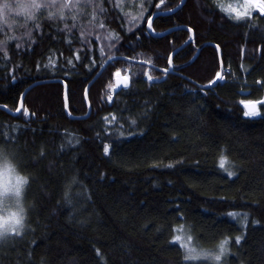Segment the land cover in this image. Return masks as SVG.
<instances>
[{
  "label": "trees",
  "instance_id": "obj_1",
  "mask_svg": "<svg viewBox=\"0 0 264 264\" xmlns=\"http://www.w3.org/2000/svg\"><path fill=\"white\" fill-rule=\"evenodd\" d=\"M123 1L36 0L31 22L0 20V106L15 111L25 92L19 115L0 110V146L29 176L25 226L0 238V264H210L186 259L177 227L198 251L227 239L221 264H264V102L256 116L241 106L264 90V14L230 18L220 0H186L152 23L194 34L172 59L176 74L113 62L89 87V116L72 120L61 82L70 114L83 117L84 90L108 59L167 69L190 37L146 31L181 0H130L137 13ZM139 13L131 30L126 16ZM216 47L229 74L202 89L219 72ZM125 70L128 87L115 93Z\"/></svg>",
  "mask_w": 264,
  "mask_h": 264
},
{
  "label": "clouds",
  "instance_id": "obj_2",
  "mask_svg": "<svg viewBox=\"0 0 264 264\" xmlns=\"http://www.w3.org/2000/svg\"><path fill=\"white\" fill-rule=\"evenodd\" d=\"M6 14L0 17L5 23L7 15L16 13L17 15L29 14L28 18H33V13L41 5L36 0H8ZM29 185V176L21 171L20 162L14 150L0 146V238L13 232L19 234L27 218V208L25 206V192ZM228 253L226 245L221 249V243L212 250H203L199 256H194L193 260H206L210 264H221V261ZM219 257V259H217Z\"/></svg>",
  "mask_w": 264,
  "mask_h": 264
},
{
  "label": "water",
  "instance_id": "obj_3",
  "mask_svg": "<svg viewBox=\"0 0 264 264\" xmlns=\"http://www.w3.org/2000/svg\"><path fill=\"white\" fill-rule=\"evenodd\" d=\"M186 0H181L180 3L172 10H169V11H158V12H154L149 20L147 21V24H146V31L147 33L154 37V38H161V37H164L166 35H169L170 33L172 32H175V31H178V30H186L189 32L190 34V37L189 39L184 43L182 44L179 48H177L175 51H173L169 57V61H168V68L167 69H159V68H156V67H153L152 65L146 63V62H142V61H133L131 59H128V58H121V57H111L110 59H108L106 62H104V64L101 66V68L98 70V72L96 73V75L93 77V79L87 84L85 90H84V93H83V98H84V102H85V105L87 107V113L85 116L83 117H74L70 114L69 110H68V105H67V88H66V85L64 82H61L62 85H63V102H64V105H65V113L66 115L70 118V119H75V120H80V119H85L86 117L89 116L90 114V106H89V102H88V91H89V87L92 85V83L97 79L99 78V76L102 74V72L106 69V67L110 64H112L113 62H116V61H119V60H122V61H126V62H130V63H133V64H138V65H142V66H147L149 67L150 69H154L156 70L157 72H160L161 74H176V72L174 71L173 69V66H172V59L174 57V55L179 52L180 50H182L185 46H187L194 38V34L193 32L188 29L187 27H176V28H172V29H169L167 31H164V32H161V33H156L152 30V23L153 21L158 18V17H163V16H168V15H171L173 13H175L177 10H179L183 4L185 3ZM150 25V26H149ZM217 50H218V60H219V74L220 76L222 77V71H223V65H222V59H221V52L219 50L218 47H216ZM196 57V56H195ZM194 59V58H193ZM125 77L120 73L119 76H117L115 74L114 76V92L117 93L118 91L122 90V89H126L128 87V81H127V87H124V82H125ZM221 79H218L217 76L215 77V79L213 81H215V83H213V81L206 85V86H201L202 89H211L213 87H215L219 82H220ZM117 81H119V83H117ZM50 82H57V80H52V81H42V82H39L37 84H33V86L35 85H38V84H42V83H50ZM191 82V81H190ZM27 92V91H26ZM24 96H25V92L24 94L21 96L20 100H19V104H18V107L17 109H19V111H17V109L15 111H12L10 110L9 108L7 107H4V106H0V110L4 111V112H7L8 114H10V116L12 117H15L17 115H19L22 110H23V99H24ZM245 104H248L249 107H245ZM252 104H255L256 105V108H255V111L256 112H259V109H258V103L257 102H244L242 103V108L246 111H249L250 108H251V105Z\"/></svg>",
  "mask_w": 264,
  "mask_h": 264
},
{
  "label": "rangeland",
  "instance_id": "obj_4",
  "mask_svg": "<svg viewBox=\"0 0 264 264\" xmlns=\"http://www.w3.org/2000/svg\"><path fill=\"white\" fill-rule=\"evenodd\" d=\"M119 1L120 0H118V3H119ZM247 2L250 5L249 8H248V11L250 12V15H248V16H251L254 12H259V13L264 14V12H262L260 10V8L256 7V5H264V0H247ZM245 3H246V0H220L219 2H217L216 7L218 8L219 11H221V8H228L229 6H231L233 8H239L240 11H243L244 9L241 8L240 6L245 4ZM120 7L127 8L129 13H132L131 10H133V12H134V9H136L135 7H137L136 13L138 12V10H140V5H136V4L132 3L130 0H124L123 4H121ZM140 13L144 14L142 11ZM140 13L137 15L138 18H139V22H138L137 18L133 19V17H131L132 15L126 16L127 19L125 21H126V23H129V24L132 25L131 30L134 29L135 27H138V25L141 24L140 20L142 19V14H140ZM229 14L230 13H228L227 15H229ZM231 14H234V13H231ZM47 16L50 17V18H54L55 17V18H59V19L63 20L62 18H60L56 14H51V15L47 14ZM24 18L27 19L28 22H31V19L28 18V15H25ZM134 24H136V25L134 26ZM91 32L93 34L99 33V29L96 26H94V24H93V26H91ZM124 72H125L124 75H125L126 79L129 81V70H125ZM256 83L260 84L261 81H257ZM238 93H240V92H238ZM8 115H10V114H8ZM13 233H15V232H13ZM13 233H11V234H13ZM7 235H9V234H7ZM7 235H5L3 238H5ZM177 235H180L182 237V239L180 241H177V240L174 239ZM188 237H189V235H188V233L186 231L185 232L184 231H180V232L177 231L175 233L173 241L180 246V248L182 249L183 254H184L185 257L189 256L190 254L193 255V256H199L202 251H198L199 249L197 250L194 247V244L192 243V238L188 239ZM184 244H187V248L184 247ZM192 248H194L195 251L192 252V253H189L188 249H192ZM187 260L198 261V260H193V259H187ZM200 260H202V259H200Z\"/></svg>",
  "mask_w": 264,
  "mask_h": 264
},
{
  "label": "snow or ice",
  "instance_id": "obj_5",
  "mask_svg": "<svg viewBox=\"0 0 264 264\" xmlns=\"http://www.w3.org/2000/svg\"><path fill=\"white\" fill-rule=\"evenodd\" d=\"M249 6L250 5H249V3L246 0V3L240 6L241 8L244 9L243 11H240L239 8H233L231 6H229L228 8H222V10L225 11V12H228L230 14L234 13L235 14V18L239 19V18H241V17H243L245 15H250V12L248 11ZM8 7H9L8 0H2V2H0V17H2L3 15L6 14V9H8ZM256 7L260 8V10L262 12H264V5H256ZM25 15H29V14L26 13ZM133 19H135V18H133ZM70 63H71V61H70ZM116 75L119 76L120 73L117 72ZM217 78L218 79H222V77L220 76L219 73H217ZM149 79H151V77H149ZM117 83H119V81H117ZM213 83H215V81H213ZM124 87H127L126 79H125V82H124ZM108 99L111 100L112 97L109 96ZM262 102H264V101H262ZM245 107H249V105L245 104ZM255 108H256V105L252 104L250 110L245 112V116H256L257 112L255 111ZM17 111H19V109H17ZM24 114L27 115V110H25ZM107 152H108V148L105 147V153L107 154ZM226 162H227L226 159L222 158L221 161H220V166L224 167ZM229 175H232V173L229 172ZM174 239L177 240V241H180L182 239V237L180 235H177ZM188 239H191V237L189 236ZM239 240H240V238L237 237L236 242L239 243ZM227 243H228L227 239H225L223 242H221V249L222 250H223V246L227 245ZM184 247L187 248V244H184ZM188 251H189V253H192V252L195 251V249L194 248L188 249ZM193 257L194 256L190 254L189 256L186 257V259H192ZM217 259H219V257H217Z\"/></svg>",
  "mask_w": 264,
  "mask_h": 264
},
{
  "label": "bare ground",
  "instance_id": "obj_6",
  "mask_svg": "<svg viewBox=\"0 0 264 264\" xmlns=\"http://www.w3.org/2000/svg\"><path fill=\"white\" fill-rule=\"evenodd\" d=\"M254 13H256V12H254ZM254 13H253V14H254ZM224 14H226V16L232 18V16H231L230 14H229L230 16L227 15L228 13H224ZM253 14H252V15H253ZM252 15H251V16H252ZM251 16H250V17H251ZM256 86L259 87V88H261V84H260V85H257V83H256ZM262 101H264V90H262V97H261V99L258 100V101H253V102H257V103H258V109H259V105H260V103H261ZM243 110H244V109H243ZM244 112H245V110H244ZM175 229H176L177 231H179V232H180V231H184V232H185V230H184L185 228H183V227H177V228H175ZM176 230H175V232H176Z\"/></svg>",
  "mask_w": 264,
  "mask_h": 264
},
{
  "label": "built area",
  "instance_id": "obj_7",
  "mask_svg": "<svg viewBox=\"0 0 264 264\" xmlns=\"http://www.w3.org/2000/svg\"><path fill=\"white\" fill-rule=\"evenodd\" d=\"M224 74H229V70L226 69V70L224 71ZM224 82H225V76H224ZM260 84H261V83H260ZM260 84L257 83V85H260Z\"/></svg>",
  "mask_w": 264,
  "mask_h": 264
}]
</instances>
